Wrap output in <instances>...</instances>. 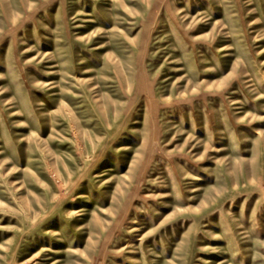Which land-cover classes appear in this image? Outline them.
I'll return each instance as SVG.
<instances>
[{
	"label": "rangeland",
	"instance_id": "374dc122",
	"mask_svg": "<svg viewBox=\"0 0 264 264\" xmlns=\"http://www.w3.org/2000/svg\"><path fill=\"white\" fill-rule=\"evenodd\" d=\"M0 264H264V0H0Z\"/></svg>",
	"mask_w": 264,
	"mask_h": 264
}]
</instances>
